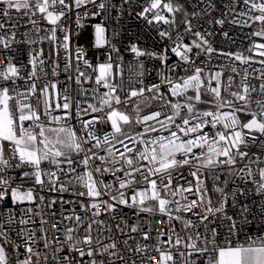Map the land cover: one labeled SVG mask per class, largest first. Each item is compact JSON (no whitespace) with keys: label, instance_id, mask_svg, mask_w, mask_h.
Wrapping results in <instances>:
<instances>
[{"label":"snow or ice","instance_id":"1","mask_svg":"<svg viewBox=\"0 0 264 264\" xmlns=\"http://www.w3.org/2000/svg\"><path fill=\"white\" fill-rule=\"evenodd\" d=\"M0 264H264V0H0Z\"/></svg>","mask_w":264,"mask_h":264}]
</instances>
